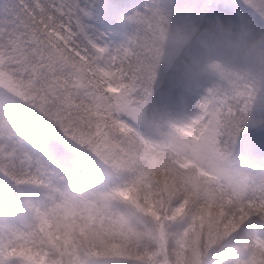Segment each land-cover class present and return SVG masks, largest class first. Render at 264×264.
Wrapping results in <instances>:
<instances>
[{"label": "snow or ice", "instance_id": "snow-or-ice-1", "mask_svg": "<svg viewBox=\"0 0 264 264\" xmlns=\"http://www.w3.org/2000/svg\"><path fill=\"white\" fill-rule=\"evenodd\" d=\"M247 3L264 17V0ZM85 15L82 0H22L0 20V264H200L201 240L225 239L230 264H264V146L251 167L233 155L264 83L239 87L244 75L213 63L230 88L209 89L185 121L157 116L169 14L146 0L115 47L88 37ZM11 113L46 139L10 127ZM61 142L94 162L79 183L45 159Z\"/></svg>", "mask_w": 264, "mask_h": 264}, {"label": "clouds", "instance_id": "clouds-1", "mask_svg": "<svg viewBox=\"0 0 264 264\" xmlns=\"http://www.w3.org/2000/svg\"><path fill=\"white\" fill-rule=\"evenodd\" d=\"M219 63L225 69L244 75L237 81L239 87L259 78L264 83V26L246 17H200L178 14L170 18L168 37L162 42L160 72L170 88L163 98L153 97L150 113L185 121L196 113L197 102L209 89L230 88L228 81L210 65ZM235 79V77H231ZM264 94V91L261 92ZM0 114H5L0 108ZM9 126L43 141L48 130L22 113L6 114ZM238 160L245 159L236 154ZM190 225L185 219L169 229V247H175L184 238V229ZM192 239L189 227L188 240ZM200 264H230L233 247L230 240H219L209 246L200 243Z\"/></svg>", "mask_w": 264, "mask_h": 264}, {"label": "rangeland", "instance_id": "rangeland-1", "mask_svg": "<svg viewBox=\"0 0 264 264\" xmlns=\"http://www.w3.org/2000/svg\"><path fill=\"white\" fill-rule=\"evenodd\" d=\"M145 2L146 0H125L122 5L107 9L104 7L106 4L99 0H82V7L86 13L82 23L86 34L98 42L113 47L119 46L135 30L136 25L131 17ZM21 3L22 0H0V20L14 16ZM156 3L169 14L170 18L173 15L195 13L200 17L221 16L233 19L246 17L254 22L255 18L259 17L264 20L259 9L248 4L247 0H156ZM263 121L264 94H260L250 109L246 126L233 144V155L238 163L249 167L256 163L247 156V152L253 147L259 151L260 147L264 146V132L260 126ZM61 145L55 152L45 155L46 161L52 168L67 174L73 182H81L83 168H93L94 162L81 146L67 142H61ZM236 154L245 159L238 160ZM25 191L27 195L32 194L31 189Z\"/></svg>", "mask_w": 264, "mask_h": 264}, {"label": "trees", "instance_id": "trees-1", "mask_svg": "<svg viewBox=\"0 0 264 264\" xmlns=\"http://www.w3.org/2000/svg\"><path fill=\"white\" fill-rule=\"evenodd\" d=\"M103 3H105L106 5L104 6L107 9H112L114 7L120 6L122 5L125 0H99ZM261 126V131L264 132V121L260 123Z\"/></svg>", "mask_w": 264, "mask_h": 264}]
</instances>
